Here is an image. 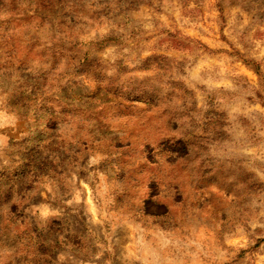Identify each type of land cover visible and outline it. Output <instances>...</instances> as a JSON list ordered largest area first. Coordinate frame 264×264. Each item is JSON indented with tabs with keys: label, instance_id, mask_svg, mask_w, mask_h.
<instances>
[{
	"label": "rangeland",
	"instance_id": "rangeland-1",
	"mask_svg": "<svg viewBox=\"0 0 264 264\" xmlns=\"http://www.w3.org/2000/svg\"><path fill=\"white\" fill-rule=\"evenodd\" d=\"M0 264H264V0H0Z\"/></svg>",
	"mask_w": 264,
	"mask_h": 264
},
{
	"label": "trees",
	"instance_id": "trees-1",
	"mask_svg": "<svg viewBox=\"0 0 264 264\" xmlns=\"http://www.w3.org/2000/svg\"><path fill=\"white\" fill-rule=\"evenodd\" d=\"M132 3H133V2H129V5H132ZM247 63H250V62H247ZM253 70L255 71V73H256L257 75L260 76L259 68H258V67L253 68Z\"/></svg>",
	"mask_w": 264,
	"mask_h": 264
}]
</instances>
